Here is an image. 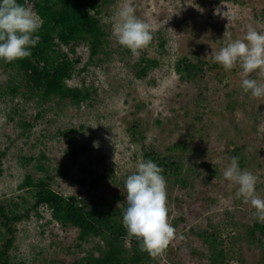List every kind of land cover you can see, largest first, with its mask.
Returning <instances> with one entry per match:
<instances>
[{"label":"rangeland","instance_id":"374dc122","mask_svg":"<svg viewBox=\"0 0 264 264\" xmlns=\"http://www.w3.org/2000/svg\"><path fill=\"white\" fill-rule=\"evenodd\" d=\"M99 1L107 43L91 60L86 44L69 54L81 61L68 82L85 88L88 99L74 104L54 98L37 105L12 95L7 86L20 78L0 64V94L7 92L0 95V203L27 193L21 188L27 174L51 176L53 188L65 196L111 199L124 191L127 177L145 161V151H153L170 155L181 168L165 176L176 237L148 264H210L200 234L215 231L226 264H264V246L249 235L259 221L256 210L237 196L239 185L223 176L238 151L241 171L257 177L256 194L264 199V97L243 90L239 63L226 71L211 55L229 40L243 38L249 25L264 32V0H132L135 14L154 29L138 56L112 34L125 0ZM227 6L234 17L230 22L214 14L218 7L221 13L228 11ZM183 57L194 64L204 61L203 71L182 77L177 64ZM142 58L158 61L144 77L138 75ZM248 78L264 83L259 70ZM86 143L88 150L76 154ZM39 161L46 172L37 168ZM60 166L69 168L67 176L58 173ZM85 177L88 185L80 183ZM40 212L41 218L33 212L17 223L9 264H63L83 256L76 249L77 229L62 227L45 207ZM92 240L82 248L97 242Z\"/></svg>","mask_w":264,"mask_h":264},{"label":"trees","instance_id":"16d2710c","mask_svg":"<svg viewBox=\"0 0 264 264\" xmlns=\"http://www.w3.org/2000/svg\"><path fill=\"white\" fill-rule=\"evenodd\" d=\"M220 2L225 0H211ZM227 1V0H226ZM240 1V0H237ZM18 3L30 6L42 20V26L33 35H39L40 40L35 47H31V56L6 62L0 58L1 67L20 81L8 84L12 95L20 94L23 97L44 105L57 98L60 101L69 100L79 104L88 99L90 94L85 88L72 86L69 80L73 77L80 58L70 57L77 46L86 44L89 48L90 60L97 56L107 43L108 32L102 24L99 0H17ZM158 61L152 58L140 60L138 75L146 76L148 71L156 67ZM205 62L198 60L191 63L187 57L178 61L177 72L184 73L186 79L198 75L204 69ZM84 67L78 68V73ZM13 83V84H12ZM3 91L0 95H6ZM28 128L30 123H23ZM133 140H136L133 137ZM89 144H83L75 150L78 154L88 150ZM234 155L241 156L238 151ZM3 154V153H1ZM4 155V154H3ZM145 161L152 160L163 168L162 175L168 176L170 172L178 173L181 165L170 155L157 154L145 151ZM33 158L26 159L31 161ZM45 159L42 155L40 160ZM2 157L0 156V175L2 174ZM37 168L46 172L47 168L41 161ZM58 173L67 176L69 168L60 166ZM51 176L34 179L27 174L21 188H26L27 193L12 198L8 202L0 203V264L10 263V250L14 246L17 223L31 217V213L41 218L40 209L45 207L50 211L51 218L64 228L77 229L75 242L76 249L84 251V255L76 257L71 262L63 264H148L152 256L147 251H141V240L130 236L123 225V208L117 207L118 203L127 207L126 189L110 197L101 196L98 200L80 199L78 195L65 196L56 191L51 184ZM81 184L88 185L87 178L81 179ZM95 186L96 182L89 184ZM21 199V200H19ZM184 219V218H181ZM249 235L254 241L264 246V223L255 221L250 227ZM200 236L209 247L210 264H226L228 256L225 249L220 246V234L215 231L211 235L201 232ZM93 239V240H92ZM90 240L94 242L87 250L83 244ZM130 242V247L126 245ZM264 263V256H263Z\"/></svg>","mask_w":264,"mask_h":264},{"label":"clouds","instance_id":"9594fccd","mask_svg":"<svg viewBox=\"0 0 264 264\" xmlns=\"http://www.w3.org/2000/svg\"><path fill=\"white\" fill-rule=\"evenodd\" d=\"M228 8V6H227ZM132 0L125 3L116 13L113 24V35L119 44L129 48L138 56L141 49L152 41L153 26L139 18ZM215 15L227 17L229 22L234 18L230 9L221 13L218 7ZM42 20L30 6L17 0H0V58L12 62L31 56V47L40 40L33 35L42 26ZM213 61L224 69L242 68V88L251 91L252 96L264 97V83L248 78L249 74L259 70L264 75V32L257 31L249 25L243 38L229 40L219 51L213 49ZM95 127V126H92ZM97 146L98 145H94ZM239 157H233L223 176L226 180L239 185L237 196L244 203H250L256 210L254 216L264 223V199L256 194L257 177L248 171H241ZM163 168L152 160L140 162L137 171L125 181L126 204L123 207V225L130 236L139 238L141 251H147L153 258L161 255L176 237V229L169 222V208L166 179Z\"/></svg>","mask_w":264,"mask_h":264}]
</instances>
